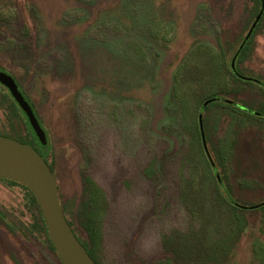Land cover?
Segmentation results:
<instances>
[{
  "label": "rangeland",
  "instance_id": "1",
  "mask_svg": "<svg viewBox=\"0 0 264 264\" xmlns=\"http://www.w3.org/2000/svg\"><path fill=\"white\" fill-rule=\"evenodd\" d=\"M259 9L0 0V71L37 115L65 219L98 264H264V205L204 204L214 193L264 202V11L246 39ZM237 52L236 71L258 83L232 74ZM215 95L253 112L227 100L202 107ZM25 135L0 85V136ZM18 245L33 258L9 250ZM24 261L61 264L31 196L0 179V264Z\"/></svg>",
  "mask_w": 264,
  "mask_h": 264
},
{
  "label": "water",
  "instance_id": "2",
  "mask_svg": "<svg viewBox=\"0 0 264 264\" xmlns=\"http://www.w3.org/2000/svg\"><path fill=\"white\" fill-rule=\"evenodd\" d=\"M259 2L260 9L246 34V39L250 36L263 14L264 0H259ZM237 54L238 52L230 61L232 74L241 80L258 83L254 79L241 76L236 71L234 61ZM0 85L8 91L11 98L24 113L40 144L42 146L46 145L45 132L31 106L18 89L15 80L10 75L0 71ZM210 101L203 102L202 107ZM227 102L230 101L227 100ZM198 127L203 149L207 153L201 114L198 115ZM211 164L213 165V163ZM0 179L15 182L25 187L32 194L39 207L49 241L61 264H95L68 225L59 201L55 179L43 157L32 146L0 136ZM260 205H264V202L258 206Z\"/></svg>",
  "mask_w": 264,
  "mask_h": 264
},
{
  "label": "trees",
  "instance_id": "3",
  "mask_svg": "<svg viewBox=\"0 0 264 264\" xmlns=\"http://www.w3.org/2000/svg\"><path fill=\"white\" fill-rule=\"evenodd\" d=\"M16 82V81H15ZM19 89V88H18ZM3 90L5 91V94H6V96H7V98L11 101V103H12V105H13V107L15 108V110L18 112V114H19V116H20V118H21V120H22V124H23V126H24V128H25V130H26V135L25 136H22V137H20V138H22V141L20 140V142H22V143H26V144H29L30 146H32V148L37 152V153H39V155L40 156H42L43 157V159L45 160V162H46V164L49 166V164H48V162H47V157H46V151H45V146H48L47 145V143H46V145H44V146H42L41 144H40V142L37 140V138L35 137V135H34V133H33V131H32V129H31V127L29 126V124H28V122H27V119H26V117H25V115H24V113L20 110V108L18 107V105L15 103V101L11 98V96H10V94L8 93V91L3 87ZM23 94V93H22ZM25 98V97H24ZM208 100H213L214 102H219V103H221V104H224L225 102H226V100H228V101H230L229 103V107H233L235 110H237V111H242L243 113H246V114H248L249 112L250 113H252L253 111L251 110V109H249V108H247V107H243V106H241V105H239V103H237V102H235V101H233V100H230V99H222V98H219L217 95H215V96H212V97H208L207 98ZM31 106V105H30ZM31 108H32V106H31ZM32 110H33V108H32ZM33 112H34V110H33ZM34 114H35V112H34ZM262 115H264V113H261ZM35 116H36V118H37V115L35 114ZM38 122H39V120H38ZM39 124H40V122H39ZM41 125V124H40ZM207 163H210V161H207ZM209 165V164H208ZM209 166H211V170H212V172H213V175H215L214 177H213V179L214 180H216L215 182V184L217 185V178H216V166H213L212 164H210ZM10 183H15V182H12V181H9ZM218 186V185H217ZM23 187V186H22ZM27 192H28V194L31 196V198H32V200H33V203H34V205L36 206V208H37V211H38V213H39V216H40V220H41V223H42V227H43V230H44V233L46 234V236L48 237V235H47V232H46V228H45V226H44V223H43V219H42V216H41V213H40V210H39V207H38V205H37V203H36V201H35V199H34V197L32 196V194L25 188V187H23ZM216 190H217V187H216ZM215 190V191H216ZM217 193H214V201L213 202H211V201H209V202H205L204 204H210V203H212L213 204V211L215 210H217V209H219V208H217V206H220L221 208H225V209H228V210H241V211H243V209H250V208H258V207H260V206H258V207H244L243 205H240V204H238L237 202H235V201H232V200H230L228 197L226 198V196L223 198V200L221 199L220 200V197L217 199ZM204 208H206V206L204 207ZM62 211L64 212V209H63V207H62ZM208 212L209 211H211L210 209H208L207 210ZM68 223V222H67ZM68 225L70 226V228H71V230H72V232L75 234V232H74V230H73V228H72V226H71V224L70 223H68ZM75 236H76V234H75ZM77 237V236H76ZM77 239L79 240V242L82 244V246L86 249V251H87V253L89 254V256L92 258V259H94V257L92 256V254H91V252H90V250L88 249V247L85 245V243L84 242H82L78 237H77ZM48 242H49V244H50V246H51V249H52V251L54 252V253H56L55 252V250H54V248H53V246H52V244H51V242L49 241V239H48ZM93 261H95V259L93 260ZM96 262V261H95ZM97 263V262H96ZM95 263V264H96ZM98 264V263H97Z\"/></svg>",
  "mask_w": 264,
  "mask_h": 264
},
{
  "label": "crops",
  "instance_id": "4",
  "mask_svg": "<svg viewBox=\"0 0 264 264\" xmlns=\"http://www.w3.org/2000/svg\"><path fill=\"white\" fill-rule=\"evenodd\" d=\"M23 241H24V243H26L25 242L26 240H23ZM18 246H20L21 248L17 249L15 247L9 246L10 247L9 250L12 251V253H14L15 256L20 258V260H22V254H19V251L21 253L23 252V254H26L29 258H33V254H32V251H31L32 249H30L29 247H26V246H29L28 244H26V246H24V248L22 247V245H18ZM28 250L30 251V253L28 252ZM24 263H26V262L24 261Z\"/></svg>",
  "mask_w": 264,
  "mask_h": 264
},
{
  "label": "flooded vegetation",
  "instance_id": "5",
  "mask_svg": "<svg viewBox=\"0 0 264 264\" xmlns=\"http://www.w3.org/2000/svg\"><path fill=\"white\" fill-rule=\"evenodd\" d=\"M82 245V244H81ZM93 260V259H92ZM95 263V262H94Z\"/></svg>",
  "mask_w": 264,
  "mask_h": 264
}]
</instances>
